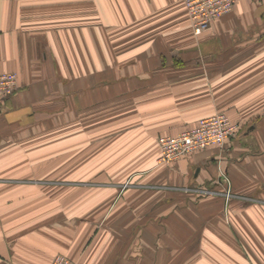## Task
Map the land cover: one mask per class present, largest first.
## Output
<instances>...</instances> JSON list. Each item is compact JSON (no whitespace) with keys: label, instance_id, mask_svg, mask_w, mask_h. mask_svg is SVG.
<instances>
[{"label":"crops","instance_id":"crops-1","mask_svg":"<svg viewBox=\"0 0 264 264\" xmlns=\"http://www.w3.org/2000/svg\"><path fill=\"white\" fill-rule=\"evenodd\" d=\"M35 2L0 0V264H264V0L201 58L181 0ZM219 112L226 152L158 165Z\"/></svg>","mask_w":264,"mask_h":264},{"label":"built area","instance_id":"built-area-1","mask_svg":"<svg viewBox=\"0 0 264 264\" xmlns=\"http://www.w3.org/2000/svg\"><path fill=\"white\" fill-rule=\"evenodd\" d=\"M194 34L202 35L211 25L230 14L239 0H182ZM15 73L0 74V100L14 96L18 90ZM239 126L227 113L219 112L199 120L196 126L177 135L162 136L158 140L159 166H170L181 158L214 148L226 152L228 142L238 133ZM209 192L203 191L202 194ZM230 198V192L227 193ZM51 264H80L64 255H57Z\"/></svg>","mask_w":264,"mask_h":264},{"label":"rangeland","instance_id":"rangeland-1","mask_svg":"<svg viewBox=\"0 0 264 264\" xmlns=\"http://www.w3.org/2000/svg\"><path fill=\"white\" fill-rule=\"evenodd\" d=\"M43 0H37V2H35V4H36V6H43V2H42ZM47 1H49V0H47ZM52 2H51V4H53V6H59V5H61V6H64V7H66V8H72V7H74L75 6V0H51ZM181 2H182V5H183V7L185 8V5H184V3H183V1L181 0ZM49 4V3H48ZM187 11V10H186ZM188 15V14H187ZM188 18H189V16H188ZM189 22H190V19H189ZM190 27H191V32H192V39H194V41H195V43H196V50H195V54L198 56V57H203V56H205V54L207 55V50H206V48L204 49V48H202V44H201V42H202V40H207V39H209V37L210 36H208L209 35V33H210V30H208V31H206L204 34H202V35H195L194 34V32H193V29H192V24H191V22H190ZM211 27H212V25H211ZM211 27H210V29H211ZM264 31V30H263ZM261 34V33H260ZM262 35V34H261ZM200 44V45H199ZM204 49V50H203ZM208 49H214V47H209ZM200 57V58H201ZM199 60V59H198ZM16 74V73H15ZM18 77V76H17ZM231 118V117H230ZM232 119V118H231ZM233 121V120H232ZM223 155V154H222Z\"/></svg>","mask_w":264,"mask_h":264},{"label":"trees","instance_id":"trees-1","mask_svg":"<svg viewBox=\"0 0 264 264\" xmlns=\"http://www.w3.org/2000/svg\"><path fill=\"white\" fill-rule=\"evenodd\" d=\"M9 99V98H8Z\"/></svg>","mask_w":264,"mask_h":264}]
</instances>
